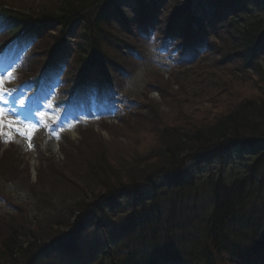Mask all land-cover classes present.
<instances>
[{"label":"trees","instance_id":"obj_1","mask_svg":"<svg viewBox=\"0 0 264 264\" xmlns=\"http://www.w3.org/2000/svg\"><path fill=\"white\" fill-rule=\"evenodd\" d=\"M118 1L126 0H50V2L48 0L50 8L45 9L47 14H43V16L56 23L58 21L60 25L66 24L73 16L79 17L82 26L85 24L88 25L84 30L85 37L93 36L94 41L99 39L98 44L95 42L94 45V49L96 50L100 44L104 45L111 36L119 33L118 28H116V23L109 18L110 15L114 16V19L118 16L121 24L126 25L125 20L127 18L124 16V19H122L121 13L132 14V16L130 15V19L133 17V23L140 28H145V25L148 24L150 28L157 23L158 15H160L157 5L151 4L155 7L153 10L145 9L143 5L147 0H131L129 5L133 6V8L130 9L127 4L121 5L122 3L119 4L120 2ZM189 1L191 0H181V2L177 0V2H175L176 8H182V14L179 20H174L173 16L169 13L163 16V20L160 24L165 25L163 26L165 28V33L170 35V37H174L175 42L187 45V49H192V51L196 53L204 49L214 48L225 57L234 56L235 60L240 62V65L247 67L251 66L254 74L250 75V83H241L239 87H249L253 93L249 96L244 95L237 98L236 94L238 91L234 90L231 86V84L235 82L234 78L230 75L222 77L220 81L225 80L219 81L218 84L222 85L221 90L223 92L220 93L215 90H208V95L213 97V99L215 98V100H225L224 97L227 96V101H232V103L230 104L227 102L225 104L226 109L212 116V118L207 119L210 120V123L206 119L201 118L200 120L199 117L200 122L199 120L198 123L193 122V117L189 118L188 113H186L187 111L181 109L179 112L181 116L177 117L179 121L177 119L175 120L178 124H174L176 134L168 131L163 125H160V127L157 128V136L159 139H157V141L153 140L150 144L141 146V151L144 153L140 150L134 151V157L142 158V160L132 168L134 172L126 169L129 164L127 157H124L122 162H120L121 158L116 160L117 167H115V169L111 168L113 170H111V172L107 171L105 175L102 174L100 176L101 178L94 172L95 169H92L91 165H84L85 170L89 171V177L86 182L83 183L82 191L78 193V195H75L78 198L75 199L76 197H74L70 199L74 201L71 206V211L69 212L70 215L82 209L89 200L98 198L101 194L111 193L113 187L117 185L133 184L136 186L137 183L143 179L148 185L154 183L151 179L163 174L164 167H168L174 162L161 160L163 158L175 159L184 152H197L206 150L208 147L219 146L222 140L229 137L243 139L251 147L256 148L255 154L253 158H250V161L257 167L264 169V165L261 164V162L264 163V128L259 129V127H264V75L259 73V69L264 71V0H194L197 8H200V6L204 7L210 14L209 17L207 16L203 19H199L197 17L198 15L189 8ZM6 2L8 6L14 5V8L17 9L16 11L4 12L8 13L7 15L10 16V21L7 22V25L9 26L8 29L12 30V33L27 23H37L36 20H32L30 15L40 13L33 9L29 12L19 11L18 7H23L22 4L24 3L16 5L13 0H8ZM16 13H18V15H15ZM125 33L129 36L130 41H136L127 32ZM9 34L10 31L7 32V35ZM206 37L212 39L213 44H204L203 39H206ZM156 70L160 71L158 68ZM158 71L155 72L159 73ZM158 75H162V73ZM172 77L173 80L176 81L179 78L177 75H173ZM160 83L163 84L165 88L173 90V86L168 85L166 87L163 81ZM162 87L163 86L158 85L159 92L165 91ZM177 87L178 89L176 88L173 90L175 91V99L170 101V104L172 105L174 103V105L179 104L187 106V101L183 104L184 98H187L186 96L190 94V92L185 90V88H187V83L178 79ZM163 100L170 99L164 98ZM153 107L156 113L157 105L153 103ZM233 113H235V115ZM153 114L154 113H141L139 124H141L142 120ZM149 118L151 120H149L147 124L150 125V123L153 122V118ZM244 120L248 125L244 126ZM202 121H206L211 125L215 124V127H211L209 131L205 129L202 131V128H200ZM155 123L158 124L159 121L154 120V125H156ZM250 127L255 130H250ZM165 145L176 148L173 155L162 156L160 148ZM154 152L158 157L155 156ZM158 158L161 159L158 160ZM104 166L111 167V165ZM93 167L98 169V166ZM98 170L100 171V169ZM221 174L222 172L216 173L215 177L211 178H215L216 181L225 180ZM172 175L177 176L175 173ZM242 175H244L243 180H246L247 177H249V172H245ZM169 179L170 178H166V182H164L165 190H167L168 187L173 188L172 186L174 184ZM95 180L100 181L96 183L97 187H94L92 184V181L94 182ZM177 187L183 194H186L177 185L175 189ZM132 191H140V189L135 187ZM150 191H152V194H156L154 193L155 186H150ZM131 193L132 192H130V194ZM172 194H174V192ZM155 200L156 197L152 198L151 204H154ZM182 205L183 204H180L179 206ZM262 206L261 212H264V199L262 201ZM145 207L146 206H143L144 212ZM188 209L186 204L179 207L178 216H175L177 220L181 222L183 214H188ZM34 231L37 235L43 234L37 229H34ZM24 234L25 233H23V235ZM162 241H168V238L163 237ZM6 244L5 247L0 248V258L2 257L4 260H7L9 257L15 260L12 255L25 256L28 250V246L24 245L23 241L16 233L10 235ZM6 254L11 256H6Z\"/></svg>","mask_w":264,"mask_h":264},{"label":"bare ground","instance_id":"obj_2","mask_svg":"<svg viewBox=\"0 0 264 264\" xmlns=\"http://www.w3.org/2000/svg\"><path fill=\"white\" fill-rule=\"evenodd\" d=\"M179 1L181 2V0ZM47 2L39 3V7L38 4L32 5V2L30 1L29 5L22 4L23 7L20 6L18 8L19 10L25 12H29L33 9L34 11L40 13L38 15L41 16V19L38 20L37 24L46 33V39L51 48L50 50L53 52H58L63 46L62 37H56L49 33L50 20L43 16V14H45L46 12V7L50 5V0L48 4ZM175 2H177V0H147L145 1L143 7L145 9L153 10L155 9V7H153L152 5H157L160 10L162 9L161 11L165 10L166 13L172 15L174 20H179L182 14V8H176ZM55 41H57V46L54 45ZM175 44L178 45L177 42L174 43V45ZM161 47V43H157V49H160ZM107 57L108 46L100 44L94 55L80 62L79 70L85 73L92 69L98 68L104 63V60ZM212 73L230 75L234 78L235 83L241 84L245 82L250 83V75L254 74V71L252 70L251 66L247 67L239 65L236 63L234 56H229L216 58L214 61V69ZM259 73L261 75H264V71L262 69H259ZM193 91L194 88L192 87L190 89V93H193ZM223 110L217 113H221ZM233 114L235 115V113ZM207 116L209 117L208 113ZM177 117L178 116L174 118L179 121V118ZM196 119L199 120V118ZM207 121H209L210 123V120ZM118 123L119 122H114V124ZM209 123L206 121H202V123L200 124V128H202V131L203 129L209 131L211 127H215V124L211 125ZM174 124L178 123L176 121H172V123H169L167 125L164 124L163 126L164 128H167L168 131L176 134ZM109 125L110 123L108 121H104L101 128L98 130V133L100 131L109 132L110 130H112L109 128ZM246 125L248 124L244 120V126ZM261 128L264 127H259V129ZM117 130L122 132L126 131L125 129H123L122 126L118 127ZM250 130L255 129L251 128ZM137 139H133L130 142L132 146L136 148V150L141 151V146L147 144L146 142L149 141H147V139H143V137ZM221 143L223 145L222 149L210 152L205 156H203L199 151H188L182 153L178 158L175 159L158 158V160L161 159L164 161H174L172 165L168 167L166 166L163 169L164 174L167 176V178H169L173 173H175V175H177L176 177L178 178L181 184L186 185L189 189L194 192V194H197L199 196H201L202 194V200L204 201L202 204L204 207L203 213L201 215L199 214V221L201 227L204 230H206V215L204 214L205 212L207 213L209 219L213 222V225L216 230V237L220 241H226V239L228 238L227 227L232 217L234 216V213L236 211L242 212L246 208H251L256 217L254 227L260 231L258 232L257 236L251 238L250 245L252 247H264V214L261 212V208L263 207L262 201L264 199V169H262L261 167H257L255 164L252 163V161H250V163H248L247 171L249 172V177H247L246 180H243L244 175L242 174L246 172L245 162L243 158V148L239 146L240 144L231 137L222 140ZM175 150V147L167 145L160 148L162 156H171L174 154ZM134 151L135 150H133L132 147H129L126 150L125 154L128 157L127 159L129 161V164L127 165L128 167L126 169L132 170L133 172L134 170L132 168L134 167V165L142 160V158H137L136 156L134 157ZM141 152L144 153L143 151ZM155 156L158 157L156 153ZM261 164L264 165L263 162H261ZM19 167H23V162L20 160L3 165V168L5 170L0 171V187H4L3 183H7L8 181H10V178L13 179V183L18 188L23 187V181L17 179L18 172L16 170H18ZM219 172H222L221 176L224 177L225 180L216 181L215 178H210L212 174H216ZM34 173L36 174L37 172L35 171ZM51 173L52 171L50 170V174ZM47 182H51V180H47ZM150 186L154 187V184L151 183L148 185L146 182H144L143 184L141 183V186L138 187L140 189V194L138 195V202L140 203V205L145 202L148 196H151L152 198L157 197L156 194H152V191H150ZM173 192L179 195L182 204H184V196L176 189L168 187L166 190V195L169 196ZM211 200L215 201V209H210L206 205ZM135 205L138 206L136 203ZM223 212H226V214H224ZM22 219H26V216L23 215ZM233 224L237 225L235 222H233ZM231 228L234 230L232 226ZM166 235L167 231L164 230L163 236ZM249 236H252V234L249 233ZM207 239L208 244L215 243V237H207ZM240 243L241 242L239 241L240 247L244 246L242 245V243ZM71 244H74V242H71Z\"/></svg>","mask_w":264,"mask_h":264},{"label":"rangeland","instance_id":"obj_3","mask_svg":"<svg viewBox=\"0 0 264 264\" xmlns=\"http://www.w3.org/2000/svg\"><path fill=\"white\" fill-rule=\"evenodd\" d=\"M5 3L8 0H4ZM32 2L33 4H38L40 7L39 3H46L47 0H13V2L16 5H20L24 3L25 5L29 4V2ZM52 1V0H51ZM14 6V5H13ZM50 5L46 7V9H49ZM40 9V8H39ZM19 10V9H18ZM22 11V10H19ZM122 36V41L123 42H129V39L126 35L123 33H120ZM56 37L59 36L55 35ZM46 40V37L44 38V41ZM67 40L65 42V48L71 49L72 48V38L67 35L65 38L62 40V45L63 41ZM42 41V43L44 42ZM40 43L36 48H34L31 52V55H38L39 51L44 52L46 49H51L49 44L47 42H44L43 44ZM54 45L57 46V41L54 42ZM138 51L141 55L136 56L134 59L135 61H132V63H126L128 67L132 68H138L136 71V74L134 75H128L127 73L125 76V82H127V94L132 97L134 101H136L139 104V107L141 106H146L147 102L149 101L148 104H155L159 107L158 113H162L161 116L158 118V116L155 117V113L153 115H149L147 118L140 122V118L132 117L130 119V122L128 124H114V122H109L110 123V130L109 132H104L100 131L98 132H93L86 130L84 132H87L84 136L85 138L83 141L80 140V142L73 144L71 146H67L63 150H60L62 147H64L62 144L57 143L55 146L51 140L48 138L44 139V142L49 143V148L52 152L50 157L48 158L47 165L38 167V162L35 163L32 161V157L34 154H27V150L25 148V145L21 143V140L17 137L14 136V143L9 144L8 146H5V148H8L13 155L14 158L10 159L8 163H12L14 161L20 160L23 162V167H19L20 171H25L29 170V177L30 179H39V184L43 183L46 179H53L55 185V190L50 192V196L53 200V203L57 205V198L59 194H64L67 196V199L70 200L74 198V195H77V193H80L82 191L83 183L86 182V180L89 177V173L87 170H85L84 165H91L92 169H95L94 172L98 175L99 178L102 174H106V172H111V170L115 169L117 167L116 160L120 159V162H122V159L127 157L126 150L129 147H132L133 150H136L131 144V140L137 139V138H142L147 139L146 142L147 144H150L153 140L157 141L159 137L157 136V128L160 127V125H167L169 123H172V121H175L176 116H181L179 115V112L181 109L186 110L189 115V118L193 117L192 121L197 122L196 118H201L202 119H209L212 118L217 112L226 109L225 104L229 102L230 104L232 101H227V96H225L224 99H213V97H210L208 95V89L203 86L198 87L197 86V92L198 93H193L189 94L186 96L187 98H184L183 104L187 101L188 105L187 106H182V105H174V103L169 106H161L160 102H162L163 98L170 99V100H165V102H170L173 101L175 98V91L174 89H178V79L180 81H183L185 83H188L190 81V77L192 76L191 71L187 69V67L181 68L179 71L176 72L175 75H177L179 78L176 80H173L172 76H167V75H158L159 73L155 72V70H151V64L144 61V58L149 56L147 52L144 51L143 48L137 44ZM63 47V46H62ZM108 54H114L113 48L108 49ZM148 54V55H147ZM118 63H122L124 60L128 59L127 55L121 54L120 56L118 55ZM104 60V59H103ZM106 66H109L111 63L108 58L104 60ZM116 63V61L114 62ZM132 64V65H131ZM150 64V65H149ZM139 66V67H138ZM74 67H70V71L73 70ZM121 71V70H119ZM115 73L118 74V71L115 70ZM133 74V73H131ZM119 75H121L119 73ZM226 77V76H224ZM123 78V77H122ZM124 79V78H123ZM199 80V79H198ZM225 80V79H224ZM221 80V81H224ZM163 81L166 84V87L168 85L173 86V90L170 88H165L163 84L160 82ZM203 82L199 85L202 86L205 84V82L209 85V82L207 78L203 77ZM220 81V82H221ZM211 82V81H210ZM124 84V83H123ZM230 84V83H229ZM149 85H153V91L158 92V85L163 86L162 89L164 88L165 91L161 92L159 95H156L155 92H151L152 88L149 87ZM218 83H215L213 87H217ZM231 86L234 88V90L238 91L236 94L237 98L242 97V96H249L253 92L251 88L249 87H239L240 84L233 83ZM189 87V86H188ZM190 88V87H189ZM200 88H202L200 90ZM149 94H147V92ZM155 93V94H154ZM153 94V95H152ZM169 97V98H168ZM176 104V103H175ZM181 106V107H179ZM207 113L209 114V117L207 116ZM152 114V113H151ZM149 117H152V121L149 124L147 122L151 120ZM155 117V118H154ZM183 117V116H182ZM195 117V118H194ZM94 117L88 118L90 120L91 124H95V121H92ZM154 120H158L159 123L154 125ZM199 120V122H200ZM98 124V123H96ZM63 128V124H59L58 127ZM123 127L126 131H118V127ZM100 129V128H99ZM108 130V129H106ZM80 131H78L79 133ZM130 132V133H128ZM89 133V134H88ZM75 134V133H74ZM68 135H72L70 131H68ZM76 136V134H75ZM72 138L74 136H71ZM83 138V137H82ZM138 140V139H137ZM136 140V141H137ZM76 141V140H74ZM0 147V154L2 153V150ZM46 149V150H47ZM18 158V159H16ZM128 158V157H127ZM94 164H93V163ZM104 165H111V167H106ZM93 166H98V169L94 168ZM27 167V168H25ZM90 168V169H91ZM113 168V169H111ZM89 169V170H90ZM246 171H248V167L245 168ZM50 170L52 173L50 174ZM37 172L36 174L34 172ZM27 175V174H26ZM216 174H212L211 177H215ZM100 182L99 180H95L94 182L92 181L93 186L97 187L96 183ZM201 194V192H200ZM195 198V203L196 204V211H195V220H197L196 216H198V213L201 215L203 213V200H202V194L201 196L194 194ZM52 201L49 199V204L52 206ZM198 212V213H196ZM33 221V220H32ZM19 224L22 223V221L17 220ZM2 225L4 226V222L2 221ZM220 264H227L225 260L222 259Z\"/></svg>","mask_w":264,"mask_h":264},{"label":"snow or ice","instance_id":"obj_4","mask_svg":"<svg viewBox=\"0 0 264 264\" xmlns=\"http://www.w3.org/2000/svg\"><path fill=\"white\" fill-rule=\"evenodd\" d=\"M5 89H4V81L0 80V103H7V101L4 100L3 98V93H4ZM2 115H3V109L0 108V122H2ZM17 133H19L20 135L26 136L29 141H31V136L27 131H21L20 129H16ZM11 139V137H10ZM32 144L29 143V147H31Z\"/></svg>","mask_w":264,"mask_h":264}]
</instances>
